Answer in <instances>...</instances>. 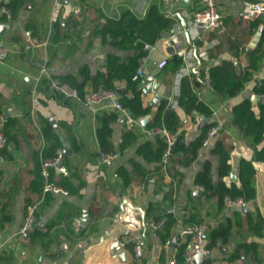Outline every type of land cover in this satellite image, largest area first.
Segmentation results:
<instances>
[{
	"label": "crops",
	"instance_id": "0c3cea01",
	"mask_svg": "<svg viewBox=\"0 0 264 264\" xmlns=\"http://www.w3.org/2000/svg\"><path fill=\"white\" fill-rule=\"evenodd\" d=\"M191 1L193 6L198 3V0ZM243 1L216 0L223 14L225 32L207 34L195 44L197 52L204 49L209 57V51L219 47L218 58L229 59L231 55L225 42L238 37L240 47L245 48V53L239 57L240 69L247 66L245 55L253 51L264 37V15L253 20L242 19ZM152 5L166 17L161 0H25L10 19L0 15V24L10 26L9 29H1L0 33V43L9 50L6 60L0 63L1 129L8 138L0 153V205L10 216V221L0 228V264H167L173 256L177 259L182 257L184 237L180 236V224L176 221L168 234L149 228L148 224L153 220V214L148 213L151 204H158L165 211L175 206L183 225L205 222L208 226L204 236L205 246L211 242L213 229L230 226L227 242L217 241L207 248L209 254L200 264H264V163L253 162L254 199L246 202L242 209L220 205L217 197H206L203 188L194 182L197 172L208 161L212 180L217 185L220 157L214 149L220 143L230 165L228 175L221 180L228 187L232 184L240 187L237 176L240 160H251L254 153L233 125L231 110L246 98L254 104L255 111L256 102L264 103V95L257 96L253 92V87L264 79V55L252 72L250 81L235 97L219 98L209 86L208 78L192 87L211 112L206 118L199 112L187 114L179 106L180 81L183 77L191 79L190 74L199 80L200 68L205 70L217 65L218 60L209 57L208 61H203L194 57L189 74L183 75L181 65L172 69L169 62L172 56H167L160 49L153 53L150 62L155 68L160 60H167L153 82L159 83L157 93L180 119L177 132L182 135L180 142L187 146L202 132L206 134L211 126L219 127L209 144L204 146L202 140L190 165L175 167L177 174L174 176L167 170L163 171L162 167L155 170L158 162H150L138 154L140 144L149 142L155 150L157 142L163 141L154 132L156 129L152 131L138 122L128 125L119 112L96 110L65 98L51 86V81L66 83L60 81L62 77L82 83L86 76L80 72L86 68L88 80H85L81 91L84 93L95 88L93 79L106 72L108 56L115 54L126 58L129 54L116 48V42L109 36L104 42L101 30L108 21L137 26ZM189 7L179 3L176 12L183 16L182 12ZM171 19V27L175 23L181 25L177 18ZM260 28L257 44L247 52ZM261 49L264 50V39ZM41 66L46 69L43 75L39 72ZM179 76V95L176 96ZM139 87L140 82L136 91L143 105L149 109V123L157 111V105H153L155 92L143 94ZM114 88L124 90L127 97L133 95V90L128 89L124 81L114 82ZM170 98L177 102V106H169ZM113 112L117 119L111 125L109 144L113 149L110 152L116 153V158L108 164H99L96 161L100 151L96 133L98 118ZM200 117L206 119L209 127L198 128ZM127 134L131 140L126 137ZM51 136L57 138L60 150L66 152L64 157H67L70 168L78 172L84 184L78 194H57L47 205H41L42 199L27 205V197L31 193L29 185L36 172L35 154L40 155L44 151ZM263 145L264 140L258 148ZM161 159L162 155L160 164ZM119 168L130 173L131 179L127 183L118 176ZM136 168L141 176H137ZM232 173L236 175V180H230ZM169 190L172 191L168 200L165 193ZM34 206L38 211L32 226L27 234L20 235L27 213ZM85 212L88 214V225L78 230ZM259 219L262 225L256 224ZM48 224L52 228L47 235L31 241L28 235L36 229L43 232ZM166 240L170 241L168 245H165ZM121 242L125 244L123 248ZM136 243L140 250L135 256L129 245ZM250 247L255 248L256 255ZM122 253L124 260L120 258Z\"/></svg>",
	"mask_w": 264,
	"mask_h": 264
},
{
	"label": "trees",
	"instance_id": "16d2710c",
	"mask_svg": "<svg viewBox=\"0 0 264 264\" xmlns=\"http://www.w3.org/2000/svg\"><path fill=\"white\" fill-rule=\"evenodd\" d=\"M24 2L25 0H9L6 3V6L13 15L15 14L17 8L23 5ZM172 22L173 20L171 18L164 17L160 14L157 7L152 5L148 9L145 19L139 21L137 26H133L131 24L123 25L121 22L115 23L108 21L106 26L101 30L100 36L104 42L106 41L107 36H109L112 41L116 42V48L126 51L129 54L126 58L110 54L108 56L106 72L99 73L93 79L94 87L103 86L105 88L115 89L114 82L124 81L127 88L133 90V95L131 97L122 95L119 97V100L122 105L129 110L134 119L145 116L149 112L148 107L143 105L139 92L136 91V85L141 81V78H133L138 65L137 60L145 54L142 49L143 43H154L164 32L171 28ZM253 25L255 26V24ZM52 39H55V34H53ZM263 39L264 37H262L259 44L253 51L245 55L247 66L243 69H240L239 57L242 53H245V48L240 47L241 42L238 37L234 40H226L225 42L226 48L231 55V58L229 59L218 58L220 52L219 47L209 51V57L216 58L218 63L208 69V83L219 98L226 99L235 97L243 90L245 84L250 81L252 72L257 69L264 55V50L261 49ZM169 62L172 69H176L181 65V59L177 56H172ZM198 73L199 80H196L193 74H190L191 79L189 77H183L181 79L178 102L179 106H181L187 114L191 112H199L204 117L209 118L211 112L197 97L192 88L198 86L200 81H203L205 78V71L203 67L200 68ZM80 74L85 75V80H88V71L86 68L82 69ZM59 79L61 82H66L70 86L74 87L80 96L83 95L81 87L85 83V80L78 84V82L74 83V80L69 77H62ZM42 81L46 82L45 79ZM253 92L257 96L264 95V79L253 87ZM255 106L257 107V111L254 110V104H252L250 99L246 98L235 104L231 110L233 125L237 127L247 145L254 153L253 159L249 160L243 158L240 160L237 173L240 187H237L235 184L228 187L221 180L224 176L228 175L230 165L227 163V154L220 146V143L216 144L214 149V153L218 154L220 157V164L217 169V185H215L212 180L211 167L208 161L204 162L201 169L195 176L194 182L196 185L203 188V194L206 195V197H217L220 205H223V198L225 196H229L231 198L241 197L246 202L254 199L252 181L255 174V167L253 162L258 161L264 163V145L258 148V145H260L264 140V103L256 102ZM116 119L117 115L114 112L104 114L98 118V128L96 133L100 151L102 152L107 153L113 151L111 145L109 144V136L111 134V125L116 121ZM161 127H165L172 133L178 132L180 128V119L178 115L174 110L169 108L167 106V102L162 99L157 103L156 114L147 124V128L152 131ZM204 135L205 132H202L198 138L187 146L180 142L182 135L178 136L177 142L175 143L169 157L167 166L169 174L174 176L177 174V169H175V167H186L192 163L194 156L201 147ZM126 137L130 138V135L127 134ZM47 143L48 146L40 155L37 153L35 154V159L37 160L36 172L34 180L29 185L31 193L27 197V205L32 204L34 201L39 199H42V206L45 204L47 205L53 198L51 193L43 192L44 181L40 175V167L43 160L55 156L56 149H60V145L55 136H51L50 139H47ZM164 146V142L159 140L155 150H152L149 146V142H144L138 146L137 151L138 154L143 156L145 159H148L150 162H158L159 164L155 167V170H160V157L163 153ZM178 153H181V155ZM63 164L68 169V174L64 176L57 172L56 169L49 168V181L53 185L66 190L68 194H78L84 182L78 172L70 168L66 156H63ZM135 171L137 176H141L139 169L136 168ZM117 174L119 177L124 179L125 183L131 179L130 173L124 168H119L117 170ZM171 191L169 190L165 193V199L169 200L171 198ZM31 195H34L36 199L34 200ZM157 205L158 204H151L148 213L153 214L152 221L165 218L163 224H161L159 229L156 231H164L168 234L169 230L175 223V218L168 214L163 207ZM5 209L6 208L3 205H0V228L10 221V216L7 212H5ZM37 211L34 212V216L37 214ZM152 211H154V213ZM261 222L262 221L259 219L256 224L262 225ZM51 228L52 225L48 224L43 232H39L36 229L33 230L28 237H31V241L35 240L36 237H44ZM210 234L211 242L209 245L205 246L206 248L214 246L217 241L227 242L230 234V226H219L218 228L213 229ZM166 237L167 236H165V238ZM129 246L132 250L133 245ZM250 249L252 253L256 255L255 248L250 247ZM178 260L181 262L182 257H178Z\"/></svg>",
	"mask_w": 264,
	"mask_h": 264
},
{
	"label": "built area",
	"instance_id": "2783aa9c",
	"mask_svg": "<svg viewBox=\"0 0 264 264\" xmlns=\"http://www.w3.org/2000/svg\"><path fill=\"white\" fill-rule=\"evenodd\" d=\"M9 0H0V15H3L7 18H11L12 14L7 8L6 3ZM179 3H184L187 6H190L188 9H185L183 13V18L186 22L185 29H182L181 25L175 23L172 25L170 31L162 36L160 39L156 40L154 43H143L144 55L138 59V65L135 70L134 79L145 78L149 75L150 71L148 69V64L152 59L153 53L160 49L167 56L169 55L167 49L171 47L174 50V55L181 59V67H183V75H188V69L191 68L193 58H199L203 61H208V53L206 50L198 51L196 50V43L202 40L210 32H217L223 34L225 32V27L223 24V14L219 9L216 0H198L196 6H193L191 0H161L162 12L163 14L171 18L173 13L176 12V7ZM264 15V0H244L242 3V9L240 16L244 20H253L259 16ZM185 32L188 35L189 43L185 38ZM187 42V43H186ZM8 48L0 43V63H3L8 56ZM167 64L166 58L160 60L156 67L161 69ZM210 67L205 68V78H208L207 72ZM40 74L43 75L46 72L45 67L41 66ZM179 79L177 80L176 87L177 91L175 95H179ZM51 86L58 92L60 95L65 98L72 99L75 101L82 102L86 106L95 107L96 110L99 109H110L115 110L124 116V119L128 125H132L137 122V119H134L129 110L122 105L119 100L120 95L115 89L105 88L99 86L97 88L89 89L83 93L82 96L79 95L78 91L66 83H59L56 81H51ZM170 107L177 106V102L170 98L169 102ZM201 116V115H200ZM1 126V117H0V152L7 144V138L5 137ZM218 126H211L203 139V145L209 144V142L214 138L218 133ZM154 132L159 134L164 142V149L161 159L162 170L166 172L169 157L171 155L172 149L175 146V143L178 139V133H172L167 130L165 127L156 129ZM116 158V153L114 152H102L98 151L96 156V161L99 164H108ZM49 168L56 169L57 172L62 175L68 174V169L63 165V154L62 150L58 149L55 152V156L52 158L45 159L41 162L40 175L43 178V192H49L53 196L57 194L68 195L67 191L53 185L49 181ZM201 189V188H200ZM223 204L227 207L233 208H245L246 201L241 197L231 198L225 196L223 198ZM36 207L30 208L27 216L20 228L19 234L23 235L26 233V230H29L32 226L34 219V212ZM166 212L172 215L175 218V221L180 224L179 234L181 237H184V249L182 255V261L180 262L176 256H173L167 264H195L194 258L196 255L200 254L202 256H207L209 250L205 247V233L208 229V226L205 222H197L189 225H183L179 217V213L175 206H170ZM165 221V218H161L157 221H150L148 226L152 230H158L161 224ZM78 223V222H77ZM2 240V235L0 232V241ZM170 243L169 240L165 241V245ZM120 246L123 248L125 244L120 243ZM140 246L136 243L133 246V252L135 256L138 254Z\"/></svg>",
	"mask_w": 264,
	"mask_h": 264
},
{
	"label": "water",
	"instance_id": "95a60500",
	"mask_svg": "<svg viewBox=\"0 0 264 264\" xmlns=\"http://www.w3.org/2000/svg\"><path fill=\"white\" fill-rule=\"evenodd\" d=\"M172 17L177 18L181 23L182 29H185L186 22H185L184 18L178 12H174ZM9 28H10V26H8V25L0 24V33H2L1 29L4 30V29H9ZM260 31H261V28H260L259 32H257L255 34L254 38L252 39V42L249 44V46L247 48V52H249L257 44L258 39L260 37ZM185 38H186L187 42L189 43L188 35L186 32H185ZM112 44H114V42ZM167 52L169 55H172V56L174 55V50L171 47H169L167 49ZM148 69L150 70V75L148 77H146L145 79L140 81V87L138 88V90L141 91L143 94H147V93L152 92V91L155 92V96L153 99V105H157V103L162 99V97L157 93V90L159 88V83H154L153 78L160 72V69L155 68V66L152 62H149ZM116 91L121 96L125 94L124 90L117 88ZM251 100L254 101L255 97L252 96ZM149 119H150V116L146 115V116L140 118L137 122L140 126L145 127L147 125ZM206 126H208V122H206L205 118L200 117L198 128H202V127H206ZM62 154L64 156L66 154V152H62ZM230 180H236V175L233 173L230 174ZM196 193H197V191L195 192V194ZM88 221H89L88 220V214L85 212L84 216L80 219L78 230L85 229V227L88 225ZM38 223L40 224V222H38ZM28 232H29V230H26V234ZM120 258L124 260V253L120 254ZM204 258H205V256L198 254L194 258V263L200 264Z\"/></svg>",
	"mask_w": 264,
	"mask_h": 264
}]
</instances>
